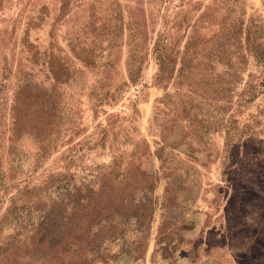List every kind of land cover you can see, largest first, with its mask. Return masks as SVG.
Listing matches in <instances>:
<instances>
[{"label": "rangeland", "instance_id": "obj_1", "mask_svg": "<svg viewBox=\"0 0 264 264\" xmlns=\"http://www.w3.org/2000/svg\"><path fill=\"white\" fill-rule=\"evenodd\" d=\"M0 264H264V0H0Z\"/></svg>", "mask_w": 264, "mask_h": 264}]
</instances>
